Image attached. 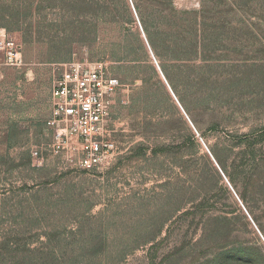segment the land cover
<instances>
[{"label": "rangeland", "instance_id": "rangeland-1", "mask_svg": "<svg viewBox=\"0 0 264 264\" xmlns=\"http://www.w3.org/2000/svg\"><path fill=\"white\" fill-rule=\"evenodd\" d=\"M110 1L0 0V37L24 61L0 54V264H189L187 246L173 252L186 224L169 220L167 195L177 184L187 197L181 162L208 170L203 157L264 245L228 178L232 163L246 167L264 199V0ZM71 62L101 63L120 84L105 124L114 152L91 171L53 154L45 126Z\"/></svg>", "mask_w": 264, "mask_h": 264}, {"label": "trees", "instance_id": "trees-1", "mask_svg": "<svg viewBox=\"0 0 264 264\" xmlns=\"http://www.w3.org/2000/svg\"><path fill=\"white\" fill-rule=\"evenodd\" d=\"M103 3L108 6L113 4L110 0H103ZM107 14L115 18L113 9ZM176 152L180 154L181 147H177ZM213 156L222 172L226 173L228 167L224 156L219 150L214 151ZM203 159L208 170L197 168L192 160L181 162V170L189 173L191 179L186 191L187 197L181 193L177 184L169 189L167 195L168 201L172 199L170 206H173L169 220L180 225L186 224L185 237L179 245L173 247V252L177 255L187 246L192 259L189 264H264V245L250 229L249 222L237 204L225 203L230 199V193L221 184L220 176L210 161L206 157ZM230 168L228 178L234 183L237 179L241 181L245 193L240 194V199L258 229L264 233V227L254 213V205L249 204L247 198L249 195V198L254 199L258 196L255 200L264 204L262 196L254 191L253 174L239 164L232 163ZM190 231L191 236L187 237ZM197 256L201 259L195 261Z\"/></svg>", "mask_w": 264, "mask_h": 264}, {"label": "built area", "instance_id": "built-area-1", "mask_svg": "<svg viewBox=\"0 0 264 264\" xmlns=\"http://www.w3.org/2000/svg\"><path fill=\"white\" fill-rule=\"evenodd\" d=\"M0 54L5 66L23 67L21 48L10 38L0 37ZM151 58L158 68L152 54ZM119 87L118 80L108 76L101 63L64 65L53 81L52 111L45 122L46 128L53 131V154L65 153L67 160L83 171L97 169L109 161L114 143L105 135V124L111 97ZM32 156L36 159L38 151H33Z\"/></svg>", "mask_w": 264, "mask_h": 264}, {"label": "water", "instance_id": "water-1", "mask_svg": "<svg viewBox=\"0 0 264 264\" xmlns=\"http://www.w3.org/2000/svg\"><path fill=\"white\" fill-rule=\"evenodd\" d=\"M132 7V6H131ZM132 11H133V13H134V16H135V18L137 19V17H136V14H135V10H134V8L132 7ZM137 23H138V26H139V28H140V31H141V33H142V35H143V37H144V34H143V32H142V29H141V27H140V24H139V22H138V20H137ZM159 70V69H158ZM160 74H161V72H160ZM161 76H162V74H161ZM162 78H163V80H164V82H165V84L167 85V83H166V81H165V79H164V77L162 76ZM168 86V85H167ZM168 89H169V87H168ZM180 109H181V107H180ZM181 111H182V109H181ZM208 153V152H207ZM209 154V153H208ZM244 209V208H243ZM245 211V210H244ZM246 213V212H245ZM247 214V213H246ZM250 219V218H249ZM255 227V226H254ZM262 238V237H261ZM262 240H263V238H262ZM263 242H264V240H263Z\"/></svg>", "mask_w": 264, "mask_h": 264}, {"label": "crops", "instance_id": "crops-1", "mask_svg": "<svg viewBox=\"0 0 264 264\" xmlns=\"http://www.w3.org/2000/svg\"><path fill=\"white\" fill-rule=\"evenodd\" d=\"M51 99H52V98H51ZM51 111H52V108H51ZM50 115H51V112H50ZM50 115H49L48 119L50 118ZM48 119H47V120H48ZM47 120H46V121H47ZM46 121H45V122H46Z\"/></svg>", "mask_w": 264, "mask_h": 264}]
</instances>
